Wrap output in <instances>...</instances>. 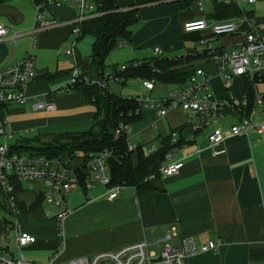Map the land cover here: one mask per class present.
Returning <instances> with one entry per match:
<instances>
[{
	"label": "crops",
	"instance_id": "1",
	"mask_svg": "<svg viewBox=\"0 0 264 264\" xmlns=\"http://www.w3.org/2000/svg\"><path fill=\"white\" fill-rule=\"evenodd\" d=\"M173 1L138 6V21L140 14L144 19L147 18L143 15L148 17L144 24V27L147 24V32L139 31L132 35L130 42L118 45L132 48L133 54L128 52L125 60L140 63L154 58H138L143 54L142 44L146 43V38H155L158 45L154 47L169 49L173 57L195 52L198 41L191 37L197 33L211 44L227 36L229 40L222 38L215 48L223 51L236 48L248 31L247 17L244 13L239 17L211 18L216 1L235 2L244 12H250L249 20L264 35V0L252 3L247 0L242 3L238 2L240 0H202V9L197 7L198 0H194L189 9L183 10H176ZM162 4L169 5L158 6ZM44 14L47 18L73 21L78 10L75 6L48 5ZM194 18H204L208 23L234 20L238 31L221 36H214L209 31L185 33L184 22ZM0 24L7 29L0 37V68L31 52L35 73L25 89L26 103L6 105L4 124L11 131L10 135L89 130L93 124L94 106L80 91L59 92L68 82L74 66L72 57L65 54L74 39L70 26L38 30L32 45L29 32L38 27L33 0H9L1 4ZM12 47L14 51L9 58ZM77 60L79 71H85L89 57L82 58L78 47ZM191 68L203 69L209 91L219 96L247 102L245 86L246 81H250L253 96L264 98V73L257 75L255 80L249 76H234L226 83L218 64L212 59L199 57ZM155 88L154 84L148 91ZM36 101L52 102L54 109H38ZM256 107L249 111L246 104L239 113L245 111L253 123L262 122L264 112L258 113ZM238 121L237 114L227 110L216 125L226 127ZM214 126L193 131L187 124L185 112L178 107L169 109L164 116H158L153 108L141 109L140 120L129 127V141L135 146L143 145L145 149L157 148L162 138L181 127L180 135L186 142L173 150L174 159L183 162L180 171L172 176L160 174L154 178L153 190L137 192L133 187H125L123 195L113 199L108 198L105 186L95 179H90L92 186L89 188L86 182L82 183L84 186L80 183L68 194L73 211L64 219L61 228L55 219L57 209L48 207L44 200L38 201L37 197L46 191L43 182L33 180L28 184L21 181L22 190L16 193L21 205L16 223L20 230L36 239L20 248L25 259L36 264L48 261L67 264L75 258L140 240H145L150 250L159 252L163 247L160 240L174 227L178 235L170 241L172 244L178 243L181 237H192L198 243H218L216 249L188 257L186 264H264V135L251 132L248 138L226 136L219 146L224 152L213 155L208 148L207 135ZM80 163V160H72L70 167L75 169ZM6 215L0 209V249L5 256L16 258L15 230L7 228Z\"/></svg>",
	"mask_w": 264,
	"mask_h": 264
},
{
	"label": "built area",
	"instance_id": "2",
	"mask_svg": "<svg viewBox=\"0 0 264 264\" xmlns=\"http://www.w3.org/2000/svg\"><path fill=\"white\" fill-rule=\"evenodd\" d=\"M221 1V0H219ZM249 3L255 0H247ZM48 5H69L75 6L78 10L76 18L72 21H63L57 18H47L44 14V6ZM197 7L202 9V0L197 1ZM103 14L100 3L97 0H44L43 3H35V20L38 23L37 28H33L29 32L32 45L35 41V34L38 30L49 29L61 25L70 26V32L74 35V39L65 50V54L73 59V68L69 74L68 82L60 89L59 92H67L73 89L76 82L84 80L87 84L96 82L102 88H106L108 80L117 81L119 78L113 73L105 75L102 81L89 80L86 77L80 78L79 61L77 60V43L80 34L79 23L98 17ZM249 28L245 39L236 48L230 51H223L212 46L210 41L204 38L199 39L201 46L200 51L180 55L182 59L187 56H199L214 60L219 67V72L223 76L226 83L234 76H249L253 78L255 75L264 73V35L252 24L247 18ZM183 31L203 32L209 31L214 36L231 35L238 31L237 22L234 20H223L208 23L204 18H194L184 22ZM7 33V29L0 24V37ZM156 54L163 56L164 49L160 46L153 48ZM177 56V57H180ZM132 63L131 65H136ZM130 64L121 65V71L131 66ZM194 72L187 82L180 85L177 91L169 90L165 99H154L149 95L138 99L141 109H156L158 116L166 115L167 111L172 108H181L186 114L187 124L193 131H198L204 127L215 125L211 132L207 135V144L213 155L224 152L220 148V144L226 136L242 135L249 137L251 132L264 135V121L253 123L244 112H240L246 107V100L229 99L212 93L208 88L207 75L201 68H194ZM33 56L31 52H27L25 56L10 65L0 68V107L8 104L24 105L27 101L25 89L34 79ZM138 82L147 90H152L155 84L154 79H139ZM257 112H264V98H256ZM35 107L38 109L52 110L54 104L52 102L44 103L36 101ZM230 110L235 112L239 117V121L222 127L218 122L225 116V112ZM123 125L120 124L115 130V136L120 134ZM177 131L171 132L172 142L175 143L179 138ZM0 135L4 138V143H0V188L3 193L5 203L8 208L6 215V226L8 229L15 230V246L18 249V256H5L3 250L0 249V264H36L27 261L20 251V248L36 241L35 237L27 231L20 230L16 217L20 213L18 208L17 194L15 191L14 180H19L30 184L33 180L42 181L46 187L43 192V200L48 207L57 209L55 219L61 228L64 219L72 213L73 208L69 206L68 194L79 187L80 179L75 173V169L70 167L71 160L61 157H49L45 154L31 155L28 153L14 152L10 145L6 143L7 135L4 130V121L0 120ZM130 141L127 144L128 150L135 149ZM156 148L151 146L145 149L146 152H152ZM199 151V150H197ZM109 152L104 149L98 153L86 155L83 152H77V158L80 160L81 166L87 168L89 178L86 186H92L90 179H95L103 184L106 188L108 198L113 199L123 193L124 185H109L110 177L106 158ZM183 166L181 160L174 159V151H170L165 155V164L159 171L164 176H172L177 174ZM153 175L146 178L152 179ZM178 235L176 228H171L160 242L163 247L159 252L149 249V244L145 240L125 244L117 249L101 250L90 256H84L70 260L67 264H186L188 257L205 252L210 249H216L217 242L209 241L207 243H198L192 237H181L179 242L172 244L170 241ZM43 264H52L48 261Z\"/></svg>",
	"mask_w": 264,
	"mask_h": 264
},
{
	"label": "trees",
	"instance_id": "3",
	"mask_svg": "<svg viewBox=\"0 0 264 264\" xmlns=\"http://www.w3.org/2000/svg\"><path fill=\"white\" fill-rule=\"evenodd\" d=\"M9 0H0V5ZM34 3H43L44 0H33ZM163 0H136L135 3L121 7L117 0H97L100 3L103 14L85 20L78 24L80 34L78 41L85 36H91L93 43L89 56V63L85 71L81 72L80 78H88L93 81H102L105 77V59L109 53L120 45V42L131 41L132 32L130 27L139 20V7L152 2ZM194 0H175L172 2L176 10L189 9ZM47 6H44L45 9ZM246 15L250 19V12H244L235 2H214L211 18L223 19ZM200 33L194 34L191 40L197 42L202 38ZM221 36V35H220ZM187 39V36H185ZM199 56L168 57L158 56L131 65L124 71H112L116 77L123 78L125 83L131 78L154 79L162 84H178L179 86L188 81L194 70L191 68ZM80 66V63L78 64ZM71 72V71H70ZM257 75L253 77V80ZM248 110L255 106L256 97L253 96L252 85L246 81L245 86ZM72 90L80 91L85 100L94 106L93 124L91 128L83 132L35 134L20 137L10 145L14 152L28 153L31 155L45 154L49 157H61L75 160L77 152L95 154L107 149L109 154L106 158L109 185H124L133 187L137 192L153 190V179L160 175V167L165 162V155L177 147H181L186 140L180 135L181 127L177 131L179 138L172 142L171 133L160 140V145L152 152H146L143 145H138L133 150H128L129 127L140 120L141 107L137 97H122L108 89L102 88L98 83L87 84L84 80L76 82ZM226 95H222L221 97ZM6 105L0 107V120L4 121ZM122 124L120 134L115 136V130ZM75 173L84 183L89 178L87 168H75ZM153 175L152 179L146 180ZM16 193L22 190L19 180H14ZM83 185V184H82ZM84 186V185H83ZM38 201H43L40 194ZM18 208L21 210L19 203ZM0 209L8 213L3 193L0 188Z\"/></svg>",
	"mask_w": 264,
	"mask_h": 264
},
{
	"label": "rangeland",
	"instance_id": "4",
	"mask_svg": "<svg viewBox=\"0 0 264 264\" xmlns=\"http://www.w3.org/2000/svg\"><path fill=\"white\" fill-rule=\"evenodd\" d=\"M206 1H208V0H206ZM242 1L243 0H240L238 2L242 3ZM135 2H136V0H117V3L121 7H127V6H129ZM165 5H167V4H162V5H158V6L163 7ZM164 8H161L162 9L161 11H165ZM143 16L148 19L147 15H143ZM147 19H144L142 17V14H140V21H138L137 23L133 24L130 27L132 35L138 33L139 31L143 32V34L147 32V24L144 27V24L147 21ZM222 38L229 40V38L227 36L222 37ZM221 39L219 38V40H221ZM219 40L217 39V40L212 41L213 47H216L217 44H219V42H220ZM145 41H146V43L142 44L143 46H142V50H141L143 52V54L142 55L138 54V55H141V56H138L139 59L161 56V54H156L154 51H152L153 47L155 45H158V44H156L155 38H146ZM92 43H93V38L91 36H85L84 38H82L81 40L78 41L77 47L79 49V52H80V55L82 58L89 57V55L91 53ZM120 43L124 44V41H122ZM198 45H199V43H198ZM198 45L196 48H197V51H200L201 46L200 45L198 46ZM150 50H151V52H149ZM164 50H165V52H164L163 56L173 57L170 55L171 51L169 49L168 50L164 49ZM128 52H130V55L133 54L132 48L125 47V46H123V47L117 46L116 48H114L105 59V65H106L105 75L110 74V73L112 74L113 70L117 71V72L121 71V65H123L125 63L131 65L132 62L125 60V58L128 55ZM183 55H185V53ZM177 56H179V55H177ZM197 65H199V64H197ZM202 67H203V65H202ZM122 81H123V78H121V77H119V79L117 81L108 80L106 88L110 92H113L117 95H121L122 97H137L138 99H142L143 97L150 95L151 98H154V99H165L168 96L169 90H172L175 92L180 87L177 84H173V83L162 84V83H159L158 81L155 80L156 88L154 91L149 92L148 90H146L145 88H143L141 86V83L138 82L137 78H131V79L127 80L125 83H122ZM225 86H226V84H225ZM4 130H5V133L7 135H9L11 132L8 128H6L5 124H4ZM31 134H33V133H31ZM24 136L27 137L30 135L29 134H26V135L16 134L15 136L11 135V137H7V139L5 141L8 145H13L17 138L24 137ZM0 143H4V138L2 135H0ZM19 222L21 223L20 219H19Z\"/></svg>",
	"mask_w": 264,
	"mask_h": 264
},
{
	"label": "water",
	"instance_id": "5",
	"mask_svg": "<svg viewBox=\"0 0 264 264\" xmlns=\"http://www.w3.org/2000/svg\"><path fill=\"white\" fill-rule=\"evenodd\" d=\"M13 51H14V49H13V47H12V48L10 49V56H9V58H11ZM121 195H123V194H121Z\"/></svg>",
	"mask_w": 264,
	"mask_h": 264
}]
</instances>
